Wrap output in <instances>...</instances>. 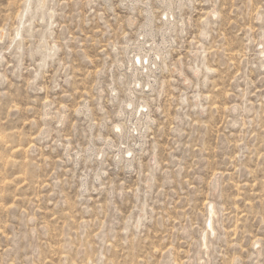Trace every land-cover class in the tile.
Masks as SVG:
<instances>
[{"label": "rangeland", "instance_id": "1", "mask_svg": "<svg viewBox=\"0 0 264 264\" xmlns=\"http://www.w3.org/2000/svg\"><path fill=\"white\" fill-rule=\"evenodd\" d=\"M0 264H264V0H0Z\"/></svg>", "mask_w": 264, "mask_h": 264}, {"label": "bare ground", "instance_id": "2", "mask_svg": "<svg viewBox=\"0 0 264 264\" xmlns=\"http://www.w3.org/2000/svg\"><path fill=\"white\" fill-rule=\"evenodd\" d=\"M167 29H170V25L169 26H167ZM163 40V39H162ZM140 54H142V53H140ZM154 54L155 55H160V46H158V45H156V48H155V50H154ZM142 58H139V60H141ZM130 106H131V104H130ZM212 213H214V209H212ZM212 218H213V216H212ZM211 225V228L213 229V225H212V223H210ZM205 238V240H206V237H204Z\"/></svg>", "mask_w": 264, "mask_h": 264}]
</instances>
